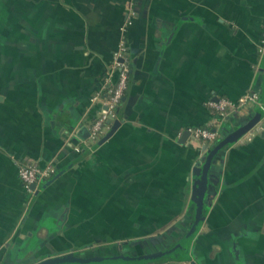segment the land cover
<instances>
[{
  "label": "crops",
  "instance_id": "obj_1",
  "mask_svg": "<svg viewBox=\"0 0 264 264\" xmlns=\"http://www.w3.org/2000/svg\"><path fill=\"white\" fill-rule=\"evenodd\" d=\"M122 37L127 87L88 144ZM251 94L214 121L209 100ZM261 105L264 0H0V264L172 247L207 155L185 132L215 127L219 140L261 119ZM250 130L212 157L186 255L140 264H264V128ZM26 159L56 169L30 199Z\"/></svg>",
  "mask_w": 264,
  "mask_h": 264
},
{
  "label": "built area",
  "instance_id": "obj_2",
  "mask_svg": "<svg viewBox=\"0 0 264 264\" xmlns=\"http://www.w3.org/2000/svg\"><path fill=\"white\" fill-rule=\"evenodd\" d=\"M128 77L129 62L127 46L125 39L122 37L118 42L117 48L112 53V60L103 78L101 89L92 97V100H98L100 102L101 107L94 120L87 126L89 133L84 140L85 143L89 144L90 142L97 140L105 131L108 121L116 116V109L127 87ZM256 98L257 96L255 94L244 95L237 100L220 96L209 100L207 104L217 114V118H215L214 121L219 122V119H223L228 114L234 112L245 102L249 100L254 101ZM261 107L264 110V105H261ZM263 128L264 116L253 125L251 130L258 131ZM188 130L191 137L195 140L201 141L202 145H210L219 137L215 127L193 126L189 127ZM250 131L247 132L245 136L246 139L251 138ZM237 141L240 142L241 140L238 139ZM74 149L79 151L81 146H75ZM55 172L56 169L54 163L51 161L44 165H40L31 159L17 162V173L29 199L34 195L35 189L38 188V183L43 179L52 177ZM32 184H35V188L31 187Z\"/></svg>",
  "mask_w": 264,
  "mask_h": 264
},
{
  "label": "water",
  "instance_id": "obj_3",
  "mask_svg": "<svg viewBox=\"0 0 264 264\" xmlns=\"http://www.w3.org/2000/svg\"><path fill=\"white\" fill-rule=\"evenodd\" d=\"M262 109V108H261ZM260 116H256L255 118L251 119L248 123L242 126L240 129L232 133L231 135L221 137L215 143L207 145L203 144L202 149L206 150L207 155L202 156L201 160L204 161V165L202 167L201 176L199 179V186L197 190V199L195 204V211H194V218L191 222V225L188 231L185 233L183 237H181L172 247L158 252L152 253H142L136 255L130 254H110V255H85V254H75L72 252L58 254L50 257H46L44 259L38 260L31 264H114V263H121V262H129V263H148L155 260H159L161 258L170 256L174 253H180L182 256H185L186 253L184 252L182 246L183 244L190 239L193 235L195 229L199 225L201 218H202V201L203 196L207 184V171L208 167L211 163L212 157L214 154L225 144L233 142L236 137L244 131H247L253 127V125L260 119ZM87 129V135H88ZM185 133H189L186 131ZM184 136L182 137V139ZM210 147V148H208ZM32 188H35V184L31 185ZM38 191V188L35 189V193Z\"/></svg>",
  "mask_w": 264,
  "mask_h": 264
},
{
  "label": "trees",
  "instance_id": "obj_4",
  "mask_svg": "<svg viewBox=\"0 0 264 264\" xmlns=\"http://www.w3.org/2000/svg\"><path fill=\"white\" fill-rule=\"evenodd\" d=\"M148 263H150V262H148ZM114 264H140V263L121 262V263H114Z\"/></svg>",
  "mask_w": 264,
  "mask_h": 264
}]
</instances>
